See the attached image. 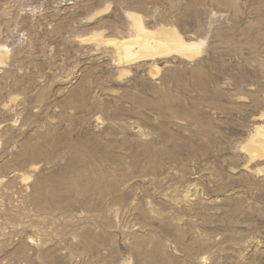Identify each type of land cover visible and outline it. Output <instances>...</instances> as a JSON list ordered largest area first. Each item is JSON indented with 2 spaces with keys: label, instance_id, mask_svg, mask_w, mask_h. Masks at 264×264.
<instances>
[{
  "label": "rangeland",
  "instance_id": "374dc122",
  "mask_svg": "<svg viewBox=\"0 0 264 264\" xmlns=\"http://www.w3.org/2000/svg\"><path fill=\"white\" fill-rule=\"evenodd\" d=\"M131 12L202 52L121 66ZM3 51L0 264H264V0H0Z\"/></svg>",
  "mask_w": 264,
  "mask_h": 264
},
{
  "label": "bare ground",
  "instance_id": "6f19581e",
  "mask_svg": "<svg viewBox=\"0 0 264 264\" xmlns=\"http://www.w3.org/2000/svg\"><path fill=\"white\" fill-rule=\"evenodd\" d=\"M129 17L132 20L131 26L134 33H129L128 37H122V39L111 38L106 40L109 44L114 45L117 62L121 66H128L140 60L158 61L176 54L187 59H193L202 52V41L186 40L172 25V27L162 25L156 30H149L145 27L141 16L131 12ZM5 53L0 54V63L5 62ZM155 71L157 73L158 69L156 68ZM262 134V129L257 127L256 132L243 146L249 153L251 161L264 154Z\"/></svg>",
  "mask_w": 264,
  "mask_h": 264
}]
</instances>
